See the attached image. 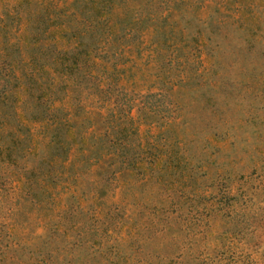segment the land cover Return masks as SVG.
<instances>
[{"label":"trees","instance_id":"obj_1","mask_svg":"<svg viewBox=\"0 0 264 264\" xmlns=\"http://www.w3.org/2000/svg\"><path fill=\"white\" fill-rule=\"evenodd\" d=\"M181 12L167 0H0V210L11 202L0 237L5 227L15 235L20 217L46 230L67 215L64 234L80 239L87 226L92 241L90 221L125 226L118 214L139 188L171 198L167 178L194 191L180 189L182 202L224 209L219 192L196 185L184 151L161 136L180 116L176 85L156 80L167 55L180 52ZM186 51L182 64L195 57V47ZM152 94L171 97L167 112Z\"/></svg>","mask_w":264,"mask_h":264},{"label":"rangeland","instance_id":"obj_2","mask_svg":"<svg viewBox=\"0 0 264 264\" xmlns=\"http://www.w3.org/2000/svg\"><path fill=\"white\" fill-rule=\"evenodd\" d=\"M167 2L182 10L175 18L185 34L177 59L167 55L157 68L159 85H176L180 107L176 125L161 136L184 151L196 185L219 192L224 209L182 202L180 189L194 191L181 178H167L171 198L159 201L164 194L139 188L118 214L125 226L90 221L98 227L92 241L87 226L80 239L76 231L64 234L67 215L51 219L46 230L40 223L24 226L20 217L15 235L5 227L0 237V264H264V0ZM188 47H195L194 60L182 64ZM170 98L149 96L160 113ZM151 131L160 137L158 127ZM6 178L0 170L1 187ZM7 203L0 212L10 224Z\"/></svg>","mask_w":264,"mask_h":264}]
</instances>
